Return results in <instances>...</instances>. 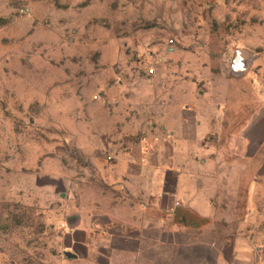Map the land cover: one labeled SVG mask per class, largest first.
Returning <instances> with one entry per match:
<instances>
[{"label":"rangeland","instance_id":"obj_1","mask_svg":"<svg viewBox=\"0 0 264 264\" xmlns=\"http://www.w3.org/2000/svg\"><path fill=\"white\" fill-rule=\"evenodd\" d=\"M235 48L263 81L264 0H0V264H116L98 235L72 243L68 222L101 193L85 160L102 98L157 64L184 75L186 59L184 76L210 89Z\"/></svg>","mask_w":264,"mask_h":264},{"label":"crops","instance_id":"obj_2","mask_svg":"<svg viewBox=\"0 0 264 264\" xmlns=\"http://www.w3.org/2000/svg\"><path fill=\"white\" fill-rule=\"evenodd\" d=\"M253 59L235 48L232 75L203 91L202 78L184 76L187 59L184 75L157 64L102 98L85 160L101 193L84 196L89 215L68 218L72 243L98 235L116 264H264V80L248 74Z\"/></svg>","mask_w":264,"mask_h":264},{"label":"water","instance_id":"obj_3","mask_svg":"<svg viewBox=\"0 0 264 264\" xmlns=\"http://www.w3.org/2000/svg\"><path fill=\"white\" fill-rule=\"evenodd\" d=\"M244 57V60L242 63L238 61V65H240V67L237 66L236 70L237 72H243L245 67L247 66V55H242ZM65 257L68 259V260H74V259H77L78 256L76 254H74L73 252H70V251H66L64 253Z\"/></svg>","mask_w":264,"mask_h":264},{"label":"built area","instance_id":"obj_4","mask_svg":"<svg viewBox=\"0 0 264 264\" xmlns=\"http://www.w3.org/2000/svg\"><path fill=\"white\" fill-rule=\"evenodd\" d=\"M170 42L172 43L173 42V40H170ZM155 73V69L154 68H150L149 70H148V74L149 75H153ZM111 158L110 157H108V160H110Z\"/></svg>","mask_w":264,"mask_h":264}]
</instances>
